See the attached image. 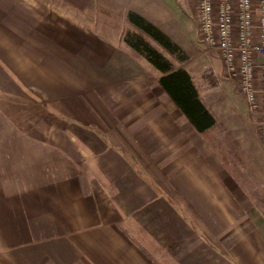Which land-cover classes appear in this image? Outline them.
I'll return each instance as SVG.
<instances>
[{
	"label": "crops",
	"instance_id": "0c3cea01",
	"mask_svg": "<svg viewBox=\"0 0 264 264\" xmlns=\"http://www.w3.org/2000/svg\"><path fill=\"white\" fill-rule=\"evenodd\" d=\"M196 8L0 0V264H264V137L239 145L259 127L237 84L185 68L215 118L196 131L121 36L147 35L129 12L168 36Z\"/></svg>",
	"mask_w": 264,
	"mask_h": 264
},
{
	"label": "built area",
	"instance_id": "2783aa9c",
	"mask_svg": "<svg viewBox=\"0 0 264 264\" xmlns=\"http://www.w3.org/2000/svg\"><path fill=\"white\" fill-rule=\"evenodd\" d=\"M195 20L222 73L234 79L264 137V0H196Z\"/></svg>",
	"mask_w": 264,
	"mask_h": 264
},
{
	"label": "rangeland",
	"instance_id": "374dc122",
	"mask_svg": "<svg viewBox=\"0 0 264 264\" xmlns=\"http://www.w3.org/2000/svg\"><path fill=\"white\" fill-rule=\"evenodd\" d=\"M109 23L114 24L113 19H110ZM171 30L172 31L168 36H170L173 40L177 41L174 42L172 40L174 43L177 44V46H179V50L175 49L174 53L168 51L165 47H163L157 41H154L152 38L146 35H138L136 33H132L130 29L125 28L123 30L124 35L121 36H123L125 40L127 39V44L136 45L135 49L138 51V53L142 52V54L145 55L143 53V50H145V52H148L149 49H152L161 54L162 56L161 61H165V60L168 61L169 63H171L173 68L182 67L184 69L187 68L191 70L194 78L196 79L197 86L199 88L211 89V87H219V84L221 82H224L222 77H226L225 74L222 73L221 60L216 53L206 49V45L201 39V34L199 31H197L198 30L197 23L194 22L192 17L189 15L188 17L181 18L180 22L178 20L174 24ZM139 39H142L141 40L142 42H140ZM192 40L196 42V45ZM180 44L186 50L183 49L180 46ZM168 47L170 50H172L170 45H168ZM231 80H233L236 83L234 79ZM224 84L225 82L223 83V85ZM220 96L225 99L224 92H222ZM255 123L256 122H254L253 124L254 125L253 129L256 130L257 128ZM257 125L259 127V122ZM254 133L255 135L251 133L250 137L246 138L245 140L246 142L240 141L239 145L242 144V142H244L246 145L250 146L249 150L251 154L256 155L257 153L259 154L261 151L260 150L262 144L260 139L261 132L255 131ZM221 135L223 136L219 137L218 142H216V145L219 147H221L220 142L227 141L226 140L227 136H225L222 133ZM260 160H261V156L260 158L257 159V161ZM252 172L254 173V170H250L247 164H245L243 170H240L241 175L245 177H251Z\"/></svg>",
	"mask_w": 264,
	"mask_h": 264
},
{
	"label": "trees",
	"instance_id": "16d2710c",
	"mask_svg": "<svg viewBox=\"0 0 264 264\" xmlns=\"http://www.w3.org/2000/svg\"><path fill=\"white\" fill-rule=\"evenodd\" d=\"M128 20L168 51L174 53L175 49L179 50L176 43L141 16L129 12ZM139 40L142 42V39ZM168 45L171 46L172 50L169 49ZM131 46L136 48L134 44ZM143 53L155 68L164 73L158 80L161 87L185 115L193 128L200 132L210 127L215 122V118L198 95L189 73L181 67L173 68L171 63L166 60L161 61V54L152 49H149L148 52L143 50Z\"/></svg>",
	"mask_w": 264,
	"mask_h": 264
}]
</instances>
